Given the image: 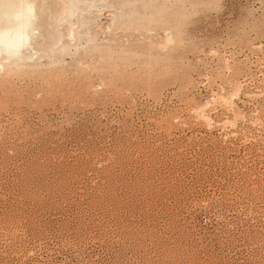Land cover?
<instances>
[{
    "label": "rangeland",
    "instance_id": "obj_1",
    "mask_svg": "<svg viewBox=\"0 0 264 264\" xmlns=\"http://www.w3.org/2000/svg\"><path fill=\"white\" fill-rule=\"evenodd\" d=\"M79 2L0 62V264H264V0Z\"/></svg>",
    "mask_w": 264,
    "mask_h": 264
},
{
    "label": "bare ground",
    "instance_id": "obj_2",
    "mask_svg": "<svg viewBox=\"0 0 264 264\" xmlns=\"http://www.w3.org/2000/svg\"><path fill=\"white\" fill-rule=\"evenodd\" d=\"M77 3L79 0H0V62L36 56L46 42L58 38V24ZM69 34L72 40L77 36L73 24Z\"/></svg>",
    "mask_w": 264,
    "mask_h": 264
}]
</instances>
